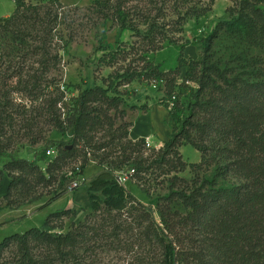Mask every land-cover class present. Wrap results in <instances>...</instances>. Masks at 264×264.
<instances>
[{
  "label": "trees",
  "instance_id": "trees-1",
  "mask_svg": "<svg viewBox=\"0 0 264 264\" xmlns=\"http://www.w3.org/2000/svg\"><path fill=\"white\" fill-rule=\"evenodd\" d=\"M215 1L94 0L91 10L102 26L99 62L114 71L103 79L105 85L43 99L27 127L32 142L42 133L38 116L70 139L45 138L33 159L3 146L10 138L7 118L14 117L0 105V189L10 179L6 195H0V214L5 207L39 201L40 187L51 185L56 167L80 145L82 172L88 154L104 166L86 184L92 209L82 221H74V209L51 213L43 227L0 242V264H118L123 257L136 264H264V0H232L228 16L201 38L198 59L181 53L176 67L163 70L153 58L180 46L187 21L206 15ZM15 2L14 13L0 19L5 57L0 70L8 59L42 54L47 59L41 65L49 71L59 12L41 13L36 5L25 7V0ZM109 30L117 31L116 43H103ZM128 31L136 41H123ZM136 80L154 83L165 94L162 103L173 126L159 148L148 146L145 137L132 139L133 123L123 120L120 87ZM186 145L201 153L199 162L184 159ZM52 150L55 156L48 154ZM132 168L133 178L149 187L158 182L165 190L153 199L158 216L120 183L121 173ZM188 169L189 177L181 175ZM76 176L75 170L62 176L44 205L67 193ZM68 215L64 231L54 222Z\"/></svg>",
  "mask_w": 264,
  "mask_h": 264
},
{
  "label": "rangeland",
  "instance_id": "rangeland-1",
  "mask_svg": "<svg viewBox=\"0 0 264 264\" xmlns=\"http://www.w3.org/2000/svg\"><path fill=\"white\" fill-rule=\"evenodd\" d=\"M209 1L192 0V3L202 5L209 3ZM93 2L94 0H60L58 3L54 0H25V7L36 5L41 13H44L45 10H51L54 13L59 12V23L53 31L54 37L49 56L51 69L49 71L41 65L43 63L41 60L47 59V57L43 58L42 54L35 57L17 56L13 62L8 59L5 61V66L0 70V105L3 106L2 110L6 111V115L9 113L14 117L13 119L7 118V136L10 138L3 143L4 147L8 146L10 150L19 151L21 155L33 159L34 152L44 144L45 138L61 142L68 141L70 139L68 135H64L54 125L45 122L43 117L38 116V131L42 133L35 138L37 139L36 143L32 142L33 139L29 135L27 127L38 107L43 106V99L50 95L55 96L60 92H65L68 96L77 94L78 87H91L94 84L105 85L103 79L108 78L113 73L114 68L104 66L99 62L102 55V52L98 50L101 43L102 26L101 21L91 10ZM233 4L232 0H216L211 11L206 15L189 19L185 25L184 39L180 41V46H168L164 50L154 53L155 62L160 64L163 70H169L177 66L181 53L187 59H198L202 51L201 38L213 31L219 19L228 16L227 10ZM15 7V0H0V18L12 15ZM171 11L168 9L167 13L171 14ZM170 19L171 15L168 16L167 20ZM116 39L117 31L109 30L103 43H116ZM122 39L125 42L136 41L130 31L126 32ZM187 39L190 43L185 45ZM65 40L68 42L67 45ZM182 48L183 50H181ZM40 53H43V50H40ZM140 55L135 56V59L138 60ZM135 64L137 63L135 62ZM25 80H29L26 83L27 87L24 83ZM19 81L23 84L19 85ZM23 87L27 90H24ZM120 90L123 92L125 101L120 109L125 111L123 120L127 122L134 123L139 115L152 108L157 111L161 106L166 108L162 103L165 94L154 83L136 80L120 87ZM36 94H40L41 98H34ZM163 115V126L171 132L173 121L169 110L168 114ZM121 121L118 117V124ZM2 140L0 139V141ZM147 141L152 148H159L164 144L157 136L148 137ZM181 151L184 159L189 163L201 160V153L191 145L183 146ZM147 153H151V150H148ZM88 157L91 160L87 161L83 171L86 178L83 185L88 184L104 169L98 160H92L94 156L88 154ZM68 160V162H66L67 160L62 161L60 167H56L51 185L40 187L37 193H42V198L39 201L26 203L19 208H4L0 214V242L14 233H23L33 227H43L47 217L53 211H63L69 202L74 201V196L68 195L71 192L69 190L62 197L52 202V204L55 202V205H44L54 196V191L62 181V176L68 175L71 170L77 171L79 166L81 167L86 163L81 145L78 147V152ZM39 164L48 175V166L42 162ZM0 167H3L2 162H0ZM181 175L189 177V169ZM9 182V177H6L0 189L2 197L8 191ZM152 185L149 187L137 177H132L125 184L127 189L139 200L151 205L155 210V215L158 216L156 204H152L153 199L157 196V192H164L165 190L161 189L158 182ZM71 216H65L54 223L55 225L63 224L64 231H66L71 223ZM56 231H61V229L57 228ZM118 264H136V262L133 258L123 257Z\"/></svg>",
  "mask_w": 264,
  "mask_h": 264
},
{
  "label": "crops",
  "instance_id": "crops-1",
  "mask_svg": "<svg viewBox=\"0 0 264 264\" xmlns=\"http://www.w3.org/2000/svg\"><path fill=\"white\" fill-rule=\"evenodd\" d=\"M165 113L168 114V110L161 106L158 111L152 108L148 112L139 115L130 128V137L134 140H137L141 137H145L147 139L148 137L152 138L157 136V138L162 143L167 141L171 132L169 129H166L163 126L164 123L162 121V117ZM68 195L74 196L75 199L74 201L72 200L69 202V205L66 207V209L76 210L77 215L74 221L79 223L92 209L88 188L86 185H83L79 189L68 193ZM50 205H55V202L53 204L51 203ZM56 211L58 210L53 212Z\"/></svg>",
  "mask_w": 264,
  "mask_h": 264
},
{
  "label": "built area",
  "instance_id": "built-area-1",
  "mask_svg": "<svg viewBox=\"0 0 264 264\" xmlns=\"http://www.w3.org/2000/svg\"><path fill=\"white\" fill-rule=\"evenodd\" d=\"M1 19V18H0ZM4 45H3V42H2V39H1V36H0V63L4 60ZM147 145L148 146H151L148 141H147ZM48 154L50 155H53L55 156L57 154V151L55 150H52V151H49ZM135 169H130L129 171H123L121 173V175L119 176V181L120 183L122 184H126L127 181L131 180V178L133 177V175L135 174ZM77 176L75 177V179L72 180L71 184H70V187H69V190L71 192L79 189L83 184L84 182L86 181V178L84 177L83 175V172H82V169L81 167L79 166L77 168ZM74 175V170H71L69 173H68V176H73Z\"/></svg>",
  "mask_w": 264,
  "mask_h": 264
},
{
  "label": "water",
  "instance_id": "water-1",
  "mask_svg": "<svg viewBox=\"0 0 264 264\" xmlns=\"http://www.w3.org/2000/svg\"><path fill=\"white\" fill-rule=\"evenodd\" d=\"M118 179H119V177H118Z\"/></svg>",
  "mask_w": 264,
  "mask_h": 264
}]
</instances>
